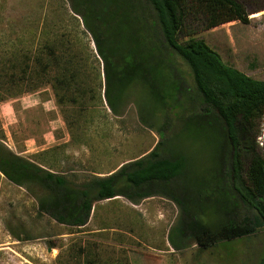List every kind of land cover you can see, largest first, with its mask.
<instances>
[{"label":"rangeland","instance_id":"1","mask_svg":"<svg viewBox=\"0 0 264 264\" xmlns=\"http://www.w3.org/2000/svg\"><path fill=\"white\" fill-rule=\"evenodd\" d=\"M239 1L249 24L230 22L181 37L178 43L204 41L226 66L264 81V0ZM102 3L88 0L79 7L94 17ZM127 7L135 11L147 37L145 50H156L153 57L161 69L144 72L149 75L146 82L160 89L135 85L119 117L102 103L82 113L60 106L49 88L6 100L0 103L3 142L15 155L64 174L74 184L107 177L158 144L157 153L171 164L182 160L184 175L146 186L144 191L165 195L146 208L126 197L96 202L88 223L76 227L60 224L40 209L49 193L39 183L18 185L0 172V264H261L264 229L232 241L198 245V236L241 223L253 212L233 185V154L223 143L218 112L204 102L190 67L153 25L149 2L127 0ZM45 28L66 29L70 47L83 56L84 67L85 60L95 56L92 37L69 0H0V54L14 47L17 35L32 42ZM152 90L158 91L157 100H150V107L155 106L147 113L144 101ZM218 139L221 146L209 147V141ZM256 144L261 150L262 137ZM240 149L246 164L249 153Z\"/></svg>","mask_w":264,"mask_h":264},{"label":"trees","instance_id":"2","mask_svg":"<svg viewBox=\"0 0 264 264\" xmlns=\"http://www.w3.org/2000/svg\"><path fill=\"white\" fill-rule=\"evenodd\" d=\"M69 1L92 37L95 56L88 57L84 67L83 56L70 47L66 29L45 28L32 42L16 34L14 47L0 54V103L49 88L60 106L76 107L82 113L89 105L102 103L119 117L135 85L160 89L155 83L150 86L146 82L149 75L144 70H159L161 63L153 57L155 49L145 50L147 37L135 11L127 7V0H102V10L94 17L82 13L79 7L88 0ZM147 1L154 11L153 25L175 55L190 67L204 102L218 112L225 130L223 143H228L233 154V185L253 212L252 218L241 223H227L198 236V245L207 247L254 235L264 229V81L226 66L219 53L204 41H191L185 46L178 43L181 37L230 22L249 24L246 7L239 0ZM157 92L152 90L144 101L143 110L147 113L155 106L150 107L149 102L157 100ZM239 128L245 144H241ZM215 136L219 137L216 133ZM259 137L261 150L256 144ZM4 138L0 122V172L18 185L39 183L49 193V199L40 202V209L69 226H85L96 202L116 197L138 202L152 194L144 191L146 186L169 183L185 172L182 160L171 164L157 153L158 144L145 158L125 164L107 177L74 184L64 174L15 155L5 146ZM221 141H209V147L221 146ZM241 147L249 153L246 164Z\"/></svg>","mask_w":264,"mask_h":264},{"label":"crops","instance_id":"3","mask_svg":"<svg viewBox=\"0 0 264 264\" xmlns=\"http://www.w3.org/2000/svg\"><path fill=\"white\" fill-rule=\"evenodd\" d=\"M148 154H144L143 156H141L139 159H142V158H145L146 156H147ZM138 160V159H137ZM136 161V160H135ZM124 164H126V163H124ZM119 169V168H118ZM116 170H114V171H112L111 173H113V172H115ZM52 172H54V171H52ZM110 173V174H111ZM153 187H155V186H153ZM164 188V187H163ZM146 192L147 193H149V191H147L146 190ZM150 197H146V198H144V199H141V200H139L138 202L139 203H136L137 205H141V206H145V208H146V205L150 202V201H152L153 199H157V198H164V196L165 195H160V194H158V193H152L151 195H149ZM117 198H119V197H116V198H114V199H109L108 201H116L115 199H117ZM133 203V202H132ZM134 204V203H133ZM90 218H91V216H90Z\"/></svg>","mask_w":264,"mask_h":264},{"label":"bare ground","instance_id":"4","mask_svg":"<svg viewBox=\"0 0 264 264\" xmlns=\"http://www.w3.org/2000/svg\"><path fill=\"white\" fill-rule=\"evenodd\" d=\"M253 16H255V15H253ZM253 16H251V17H253Z\"/></svg>","mask_w":264,"mask_h":264},{"label":"built area","instance_id":"5","mask_svg":"<svg viewBox=\"0 0 264 264\" xmlns=\"http://www.w3.org/2000/svg\"><path fill=\"white\" fill-rule=\"evenodd\" d=\"M261 145L263 146V143Z\"/></svg>","mask_w":264,"mask_h":264}]
</instances>
